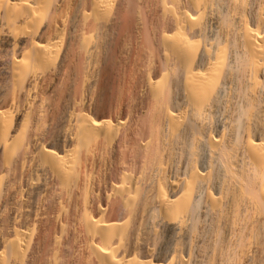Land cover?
<instances>
[{
  "label": "bare ground",
  "instance_id": "obj_1",
  "mask_svg": "<svg viewBox=\"0 0 264 264\" xmlns=\"http://www.w3.org/2000/svg\"><path fill=\"white\" fill-rule=\"evenodd\" d=\"M0 264H264V0H0Z\"/></svg>",
  "mask_w": 264,
  "mask_h": 264
}]
</instances>
